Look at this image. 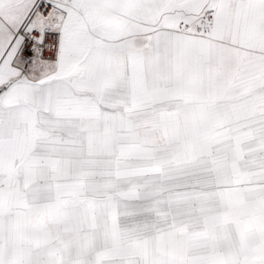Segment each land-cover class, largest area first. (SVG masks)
Returning <instances> with one entry per match:
<instances>
[{
  "label": "snow or ice",
  "instance_id": "6c2138e0",
  "mask_svg": "<svg viewBox=\"0 0 264 264\" xmlns=\"http://www.w3.org/2000/svg\"><path fill=\"white\" fill-rule=\"evenodd\" d=\"M0 264H264V0H0Z\"/></svg>",
  "mask_w": 264,
  "mask_h": 264
}]
</instances>
